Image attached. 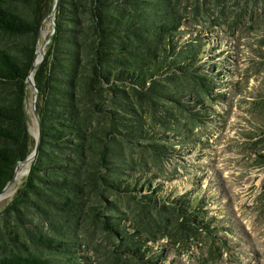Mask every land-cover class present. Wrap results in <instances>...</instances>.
Masks as SVG:
<instances>
[{
	"label": "trees",
	"instance_id": "1",
	"mask_svg": "<svg viewBox=\"0 0 264 264\" xmlns=\"http://www.w3.org/2000/svg\"><path fill=\"white\" fill-rule=\"evenodd\" d=\"M54 2L0 0V193L35 148L28 76ZM186 6L58 0L33 74L39 145L0 209V264H163L162 238L211 234L200 196L166 174L213 95L207 42ZM97 229L116 239L105 260L90 254Z\"/></svg>",
	"mask_w": 264,
	"mask_h": 264
},
{
	"label": "rangeland",
	"instance_id": "2",
	"mask_svg": "<svg viewBox=\"0 0 264 264\" xmlns=\"http://www.w3.org/2000/svg\"><path fill=\"white\" fill-rule=\"evenodd\" d=\"M183 2L207 42L203 61L214 80L213 95L203 101L205 116L191 124L195 143L171 157L166 174L178 192L200 196L203 212L214 217V228L211 234L202 230L199 239L189 234L175 244L162 238V262L264 264V0ZM52 29L48 16L39 46ZM31 103L32 93L27 106L30 130L36 135ZM28 169L29 164L21 166L23 173L9 186L10 195L0 200V209ZM115 241L95 230L92 258L105 260Z\"/></svg>",
	"mask_w": 264,
	"mask_h": 264
},
{
	"label": "water",
	"instance_id": "3",
	"mask_svg": "<svg viewBox=\"0 0 264 264\" xmlns=\"http://www.w3.org/2000/svg\"><path fill=\"white\" fill-rule=\"evenodd\" d=\"M57 2L58 0H55L54 2V6H53V10L50 14V20H51V23H52V26H53V31H54V26H55V23H54V14H55V9L57 7ZM47 41H49V38H46L44 40V42L38 46V50H37V56H36V59L31 67V70L29 72V76H28V81L30 83V86L33 88V94H32V103H31V107H32V112H33V115L35 117V120H36V123H37V133H36V144H35V148L34 150L31 152V154L25 159V160H22V161H19L16 165V169H15V174H16V170H17V167L19 165H24V164H29V168H30V164L32 162V160L34 159L35 157V154H36V150H37V147L39 145V139H40V118H39V114H38V111H37V108H36V102H37V99H38V90H37V87L35 85V82H34V79H33V74H34V70L35 68L37 67V65L39 64V62L43 59V55H44V47L47 43ZM29 171V169H28ZM15 174L13 176V178L9 181V183L3 188L2 192L0 193V195L3 193V191L5 189H7L14 181L15 179Z\"/></svg>",
	"mask_w": 264,
	"mask_h": 264
},
{
	"label": "bare ground",
	"instance_id": "4",
	"mask_svg": "<svg viewBox=\"0 0 264 264\" xmlns=\"http://www.w3.org/2000/svg\"><path fill=\"white\" fill-rule=\"evenodd\" d=\"M21 166L22 165H19L18 167H17V170H16V174H15V178L17 177V176H20L23 172L22 171H20L19 169L21 168ZM24 171V170H23ZM22 177H23V175H22ZM10 192H11V190H10V187H8L1 195H0V200H3V199H5L6 197H8L9 195H10Z\"/></svg>",
	"mask_w": 264,
	"mask_h": 264
}]
</instances>
